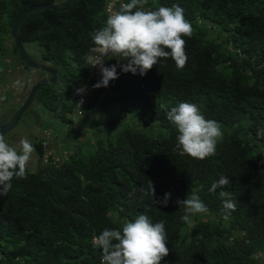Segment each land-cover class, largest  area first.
<instances>
[{"label": "trees", "instance_id": "1", "mask_svg": "<svg viewBox=\"0 0 264 264\" xmlns=\"http://www.w3.org/2000/svg\"><path fill=\"white\" fill-rule=\"evenodd\" d=\"M65 1L0 0V69L9 51L20 59L10 35L19 14ZM113 1L76 0L65 12H35L20 27L25 48H40L38 61L59 71L55 85L39 90L37 106L73 124L81 95L75 89L87 85L78 123L104 135L74 142L62 158L48 154L46 141L35 142L37 169L14 177L0 196V264H102L93 237L140 214L165 222L169 255L161 264H264V137L257 135L264 129V0H148L146 10H184L192 26L183 37L186 66L178 69L169 57L141 76L109 56L104 66L116 65L118 78L94 88L102 76L89 79L84 57ZM126 2L118 0L115 10ZM180 102L220 124L215 155L179 154L165 109ZM221 176L230 183L210 191ZM151 182L157 199L171 193L166 207L140 191ZM193 195L208 210L191 214L189 224L177 200ZM224 199L236 204L227 219Z\"/></svg>", "mask_w": 264, "mask_h": 264}, {"label": "clouds", "instance_id": "2", "mask_svg": "<svg viewBox=\"0 0 264 264\" xmlns=\"http://www.w3.org/2000/svg\"><path fill=\"white\" fill-rule=\"evenodd\" d=\"M117 2L118 0L116 4ZM147 4L148 0H130L120 4L115 11L109 5L105 26L91 34L94 47L84 57L91 70L96 66L101 70L99 76L92 74L89 76V79L102 76L94 88L107 87L110 81L118 78L116 65L104 66L105 58L109 56L117 58L118 61H127L120 65L123 72H131L134 75L139 72L141 76L146 75L161 59L166 60L169 57L178 69L186 66L188 58L183 37L192 35V26L185 18L184 10L178 5L146 10ZM24 83L16 80L13 87L22 89ZM84 89H87V85L76 88L77 94H81L76 105L78 115L85 104ZM81 98L84 102L79 109ZM165 111L167 119L177 129V148L180 149V155H188L199 160L215 155L217 142L223 136L217 121L206 119L198 106L189 102H180L170 110L166 108ZM257 135L264 137V129L258 130ZM46 143L44 142L45 148ZM34 152L35 148L29 140L22 139L17 150L6 142L3 134H0V196H6L11 190V181L14 177L27 178V167ZM48 156H45V159ZM229 183L227 177L221 176L212 184L210 191ZM140 191L144 195H150L155 203L165 207L171 198V193H165L162 199H157L152 182ZM220 195L224 197L225 193L222 191ZM177 204L183 207L186 213L181 219L189 224L191 214L204 213L208 210L195 195L177 200ZM235 210L234 201L223 200L225 219ZM92 243L102 249V264H161L169 255L165 222L153 223L146 214H140L134 222H125L122 229L103 230L101 234L93 237Z\"/></svg>", "mask_w": 264, "mask_h": 264}, {"label": "rangeland", "instance_id": "3", "mask_svg": "<svg viewBox=\"0 0 264 264\" xmlns=\"http://www.w3.org/2000/svg\"><path fill=\"white\" fill-rule=\"evenodd\" d=\"M111 6L113 11H115L116 0L111 3ZM7 45L12 48V41H9ZM26 49L35 60H40L38 57L41 52L40 48H37V50L30 46ZM5 60L8 65L3 62L1 64L2 68L0 69V119L7 118L14 113L13 111L19 109L27 99L32 87L38 84L40 80L47 77V74L42 71H33L24 68L20 59L15 56L12 51L7 53ZM91 74L90 72V75ZM16 80L25 82L22 89L13 87ZM83 93H85V89ZM71 118L73 124L65 125L62 123L61 119L54 116L50 117V115L43 112L40 107L36 105L24 114L15 129L3 135L6 142L10 146L16 147L17 150L20 148V141L22 139L29 140L34 148L35 142L44 140L47 142L46 148L48 149V154H54L55 158L64 157L66 155L65 151H68L69 147L74 146V142L86 144L95 137H102L104 135H99L98 131L93 132L83 129L78 123L79 116L76 112L71 115ZM106 119H108V117H106ZM109 133H112V130H109L107 134ZM78 144H76L77 147ZM38 164L39 158L35 149L27 168L34 171L37 169Z\"/></svg>", "mask_w": 264, "mask_h": 264}, {"label": "water", "instance_id": "4", "mask_svg": "<svg viewBox=\"0 0 264 264\" xmlns=\"http://www.w3.org/2000/svg\"><path fill=\"white\" fill-rule=\"evenodd\" d=\"M76 0H66L59 4H41L29 7L19 14L14 26L11 30V37L14 41L16 51L23 62V64L30 70H38L47 74V77L40 80L38 84L32 87L24 104L11 116H9L3 123H0V134L11 132L19 124L24 114L36 105V96L39 90L46 85H55L58 82L59 71L58 68L48 63L39 62L35 60L28 50L25 48L19 37V30L22 23L33 13L43 10H52L56 12H65L72 8Z\"/></svg>", "mask_w": 264, "mask_h": 264}, {"label": "built area", "instance_id": "5", "mask_svg": "<svg viewBox=\"0 0 264 264\" xmlns=\"http://www.w3.org/2000/svg\"><path fill=\"white\" fill-rule=\"evenodd\" d=\"M110 5H111V4H110ZM108 8H109V7H108ZM100 71H101V70H100L99 66L92 67V70H91L92 76H99V75H100ZM83 102H84V99L81 98V99H80V103H79V105H78L79 109L81 108Z\"/></svg>", "mask_w": 264, "mask_h": 264}, {"label": "flooded vegetation", "instance_id": "6", "mask_svg": "<svg viewBox=\"0 0 264 264\" xmlns=\"http://www.w3.org/2000/svg\"><path fill=\"white\" fill-rule=\"evenodd\" d=\"M28 70V69H27ZM6 120V118L4 119H0V123H3Z\"/></svg>", "mask_w": 264, "mask_h": 264}]
</instances>
